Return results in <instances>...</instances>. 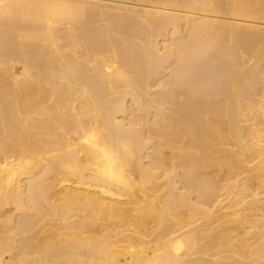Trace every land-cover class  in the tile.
<instances>
[{"label":"bare ground","instance_id":"bare-ground-1","mask_svg":"<svg viewBox=\"0 0 264 264\" xmlns=\"http://www.w3.org/2000/svg\"><path fill=\"white\" fill-rule=\"evenodd\" d=\"M259 20L0 0V264H264Z\"/></svg>","mask_w":264,"mask_h":264},{"label":"rangeland","instance_id":"rangeland-1","mask_svg":"<svg viewBox=\"0 0 264 264\" xmlns=\"http://www.w3.org/2000/svg\"><path fill=\"white\" fill-rule=\"evenodd\" d=\"M226 15H228L227 13H226ZM230 15V14H229ZM259 21H262V22H264V20H259ZM262 26H264V25H262ZM250 31H251V29H249ZM248 29H246V31L244 32V33H248L249 32V34L251 33H253V31L252 32H250ZM241 32V31H240ZM258 32H260V33H258ZM258 32H254V33H257L258 34V36L257 37H255L254 39H252L253 41L251 42L252 43V45H254L256 48H258V46L259 45H261V46H259V48L260 49H262V48H264L263 46H264V42H262L261 41V36H260V34H263L262 36H263V38H262V40L264 41V29H261V30H258ZM253 33V34H254ZM242 35H241V37H243V35H244V37H245V34H243V33H241ZM249 35L248 34H246V37H248ZM240 37V36H239ZM260 37V38H259ZM257 38V39H256ZM258 40L261 42H258ZM257 43V44H256ZM258 43H260V44H258ZM244 44V43H243ZM242 44V45H243ZM246 45V46H245ZM257 45V46H256ZM243 46H245V47H249L250 48V46L249 45H247V43H245ZM262 47V48H261ZM258 48V49H259ZM250 51L252 50V49H249ZM252 57H253V60H255L256 59V55H252ZM252 60V61H253ZM9 63V61H7V62H5L4 64H8Z\"/></svg>","mask_w":264,"mask_h":264}]
</instances>
